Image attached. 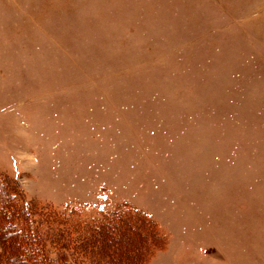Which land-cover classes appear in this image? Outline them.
Returning a JSON list of instances; mask_svg holds the SVG:
<instances>
[{"label": "rangeland", "instance_id": "rangeland-1", "mask_svg": "<svg viewBox=\"0 0 264 264\" xmlns=\"http://www.w3.org/2000/svg\"><path fill=\"white\" fill-rule=\"evenodd\" d=\"M0 173L150 217L145 264H264V0H0Z\"/></svg>", "mask_w": 264, "mask_h": 264}, {"label": "trees", "instance_id": "trees-1", "mask_svg": "<svg viewBox=\"0 0 264 264\" xmlns=\"http://www.w3.org/2000/svg\"><path fill=\"white\" fill-rule=\"evenodd\" d=\"M0 216V257L11 264H145L151 245L157 246L150 237L161 232L146 228L150 237L144 246L125 233L114 239L113 232L131 226L142 230L150 217L123 206L94 215L84 207L57 211L33 206L1 173Z\"/></svg>", "mask_w": 264, "mask_h": 264}]
</instances>
